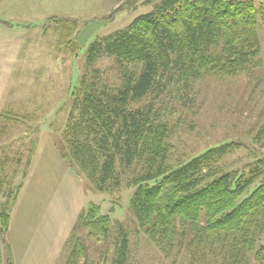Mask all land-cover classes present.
Instances as JSON below:
<instances>
[{
	"label": "rangeland",
	"instance_id": "374dc122",
	"mask_svg": "<svg viewBox=\"0 0 264 264\" xmlns=\"http://www.w3.org/2000/svg\"><path fill=\"white\" fill-rule=\"evenodd\" d=\"M163 1L0 0V208L9 205L5 239L15 264H67L77 239L87 251L79 264H117L124 238L129 244L126 264H224L203 248L184 243L164 250L151 242L130 206L136 191L132 176L126 175L119 189L102 193L71 171L60 152L72 112L71 88L84 75H97L100 85L117 92L125 77L141 71L108 56L89 67V47L157 11ZM253 1L264 7V0ZM65 18L79 23L75 52L58 45L55 21ZM245 51V59L236 61L217 51V65L194 91L171 88L155 101L169 126V169L237 142L240 149L206 171L252 177L256 162L264 158V146L254 143L264 127L262 22L258 45ZM92 203L112 219L108 236L98 242L90 241L81 227L82 212ZM262 247L264 235L250 264H264V255L257 254Z\"/></svg>",
	"mask_w": 264,
	"mask_h": 264
},
{
	"label": "trees",
	"instance_id": "16d2710c",
	"mask_svg": "<svg viewBox=\"0 0 264 264\" xmlns=\"http://www.w3.org/2000/svg\"><path fill=\"white\" fill-rule=\"evenodd\" d=\"M55 22L59 47L77 51L79 23L71 18ZM260 22L264 26V7L253 0H165L157 11L140 15L88 49L89 67L108 56L139 67L138 76L125 77L117 92L100 85L97 75H84L71 88L63 160L102 193L119 189L124 177L132 176L136 191L131 209L146 237L164 250L185 243L218 255L224 264H250L264 235V158L250 178L207 172L212 163L241 148L231 142L169 169V126L155 105L171 88L194 91L217 65V51L235 58L231 61L245 59V50L258 45ZM254 143L264 146V127ZM8 206L0 208V264H15L5 239ZM81 219L90 241L108 236L111 215H104L100 205L89 204ZM128 250L124 238L117 264L127 263ZM86 253L77 239L67 264H79ZM257 254L264 255V247Z\"/></svg>",
	"mask_w": 264,
	"mask_h": 264
},
{
	"label": "crops",
	"instance_id": "0c3cea01",
	"mask_svg": "<svg viewBox=\"0 0 264 264\" xmlns=\"http://www.w3.org/2000/svg\"><path fill=\"white\" fill-rule=\"evenodd\" d=\"M0 20H1V19H0ZM1 25L4 26L3 23L0 22V29L2 28ZM6 31H7V30H6Z\"/></svg>",
	"mask_w": 264,
	"mask_h": 264
}]
</instances>
